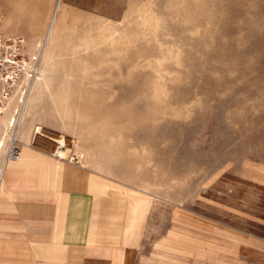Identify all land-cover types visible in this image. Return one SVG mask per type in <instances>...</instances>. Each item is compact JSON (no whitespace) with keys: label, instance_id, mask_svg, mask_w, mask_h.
<instances>
[{"label":"rangeland","instance_id":"rangeland-1","mask_svg":"<svg viewBox=\"0 0 264 264\" xmlns=\"http://www.w3.org/2000/svg\"><path fill=\"white\" fill-rule=\"evenodd\" d=\"M57 1L49 82L20 126L61 132L62 157L177 221L209 217L231 259L264 264V0H27L45 24L0 30L42 53Z\"/></svg>","mask_w":264,"mask_h":264},{"label":"crops","instance_id":"crops-1","mask_svg":"<svg viewBox=\"0 0 264 264\" xmlns=\"http://www.w3.org/2000/svg\"><path fill=\"white\" fill-rule=\"evenodd\" d=\"M11 1L0 0V26L45 24L27 0ZM19 140L0 179V264H243L209 217L177 221V209L151 210V194L108 171Z\"/></svg>","mask_w":264,"mask_h":264},{"label":"built area","instance_id":"built-area-1","mask_svg":"<svg viewBox=\"0 0 264 264\" xmlns=\"http://www.w3.org/2000/svg\"><path fill=\"white\" fill-rule=\"evenodd\" d=\"M2 14L0 11V24ZM43 54L28 52L21 35L7 36L0 30V117L7 115L4 136L0 139L2 168L20 157L18 129L20 114L32 86L41 79Z\"/></svg>","mask_w":264,"mask_h":264},{"label":"bare ground","instance_id":"bare-ground-1","mask_svg":"<svg viewBox=\"0 0 264 264\" xmlns=\"http://www.w3.org/2000/svg\"><path fill=\"white\" fill-rule=\"evenodd\" d=\"M59 8H60V1H57L54 8H53L51 16L49 18L48 26L46 28L44 47H42L43 48V51H42L43 55L45 54L46 49H47V44L50 41ZM46 56L50 57V52L47 51ZM44 63H46V62H44ZM43 72H44V70H43ZM44 73H42L41 79L38 82H36L31 88V95L28 96L29 98L27 99V102L29 100L28 107H27V109H25L26 105H27V102H26V104H25V106H23L22 112L20 114V119H19L20 124H21L24 116H25V119H27L29 117L30 106L33 104L34 101L36 102L35 99L38 97L40 91L49 82V76L46 74L44 75ZM39 99H40V97H39ZM37 101L39 102V100H37ZM1 117H3V116H1ZM1 117H0V120H1ZM3 121H4L3 119H2V121H0V125L4 123ZM7 121L8 120H6L5 125L7 124ZM5 125H4V127H5ZM20 127H22V126H20ZM19 129H21V128H19ZM19 129H18V136H19V131H20V136L23 138V144L26 143V144H29V145H32L35 147H41L42 146L46 149H50L52 152L55 153L54 155L57 157L62 156V154H64V149H65V147H67L68 140H67L66 136L64 134H62L61 132H59V131L51 128V127L42 125L41 123L34 125L28 129L25 126L22 127L21 130H19ZM18 141H19V144L22 145L21 141L19 140V137H18ZM2 170H3V168L1 165V167H0V179H1Z\"/></svg>","mask_w":264,"mask_h":264}]
</instances>
